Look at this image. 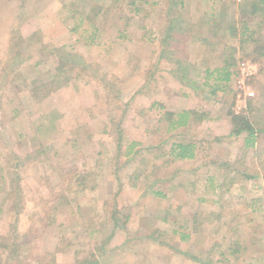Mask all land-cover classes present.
<instances>
[{"label":"rangeland","instance_id":"obj_1","mask_svg":"<svg viewBox=\"0 0 264 264\" xmlns=\"http://www.w3.org/2000/svg\"><path fill=\"white\" fill-rule=\"evenodd\" d=\"M176 1L0 0V264H264L263 18Z\"/></svg>","mask_w":264,"mask_h":264},{"label":"trees","instance_id":"obj_2","mask_svg":"<svg viewBox=\"0 0 264 264\" xmlns=\"http://www.w3.org/2000/svg\"><path fill=\"white\" fill-rule=\"evenodd\" d=\"M176 4L180 5L181 7L184 5L183 0H177L174 5H176ZM251 8H252L251 9L252 15H250L249 20L253 21L254 16L260 15L263 18L262 23L264 24V0H252L251 1ZM215 13H216L215 8L212 6V9H211L210 14H209V18L210 19L215 18V15H216ZM178 23H179V20L176 21V20L172 19L170 21V24L169 25L167 24L168 28L164 31V35L167 37H165V39L160 38V39H162L161 43L166 45V43H167L166 41H168V35L170 34V32H171V34L173 33V30L175 29V26L178 25ZM241 24H242V33H238V28H237V26H235L234 22H232L230 24L229 28L226 29L225 31L229 32V34L232 37L239 35L240 38H244L248 35L245 38L246 40H243V39H241V40H243L242 42L251 41L252 35L249 34L250 30H249V26H248V25H250V22L248 23V20H244V21H242ZM228 67H229V65L225 69H223V77L221 79H223L224 81L229 80V77H230V73L227 71ZM194 114H195V112H193V111H183V112H180L178 114L166 113V115L168 116L167 119H170L169 131L186 126L189 117H191V115H194ZM173 117H176L177 120H174ZM231 126H232V128H231V132L229 134L230 137L238 138L240 135L244 134V138H243L244 147L252 148L254 146L255 140L257 138L256 134L260 131H258L256 129V127L252 123H250V121H248L245 117L238 116V115H232L231 116ZM262 132L264 133V131H262ZM129 145H130L129 149H132L135 146V143L131 142ZM194 154H195V151H194V144L193 143H181V142L175 143V142H173L170 144L169 156L173 157V159H176L179 161L191 160L194 158ZM253 178H255V177H253ZM155 194L157 196L164 197L162 195V193L159 191H156ZM160 231L161 230H158V229L152 230L151 233L147 236V238L157 241V238L160 235ZM174 233L178 234L182 241L187 240L188 233L179 232V231H175ZM14 239L15 238H11V237H0V249L9 248L7 243L13 242ZM161 243L163 244V242H161ZM14 247H15V245H14ZM192 260L200 262L198 260V258H196L194 256L192 257Z\"/></svg>","mask_w":264,"mask_h":264}]
</instances>
